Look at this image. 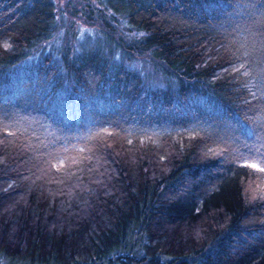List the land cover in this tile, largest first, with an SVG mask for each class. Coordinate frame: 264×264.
<instances>
[{
  "label": "trees",
  "instance_id": "trees-1",
  "mask_svg": "<svg viewBox=\"0 0 264 264\" xmlns=\"http://www.w3.org/2000/svg\"><path fill=\"white\" fill-rule=\"evenodd\" d=\"M55 3L0 0V264H264V0Z\"/></svg>",
  "mask_w": 264,
  "mask_h": 264
},
{
  "label": "rangeland",
  "instance_id": "rangeland-1",
  "mask_svg": "<svg viewBox=\"0 0 264 264\" xmlns=\"http://www.w3.org/2000/svg\"><path fill=\"white\" fill-rule=\"evenodd\" d=\"M55 1H56L55 9H56L58 16L60 15V20H61V22H59V23H63L62 25L65 28H67L68 23H69V25L71 24L72 28L77 31V33L75 34V37L72 36L70 38V41L72 43L75 42V39L78 35H79L78 37L80 39H82L81 35H83L85 33H89V32H91V33L95 32L94 30L97 28V26H99V21H100V20H97V21H95V20L97 19L99 14L104 15V18L109 17V15H110L109 12L111 9L110 10L103 9V7L100 6L99 2L102 0H55ZM92 17H94V20H92ZM99 28H102L104 31H106V28L102 27V25ZM99 40L100 39H96V42L93 45H96L98 42H100ZM140 61H141L140 58L136 59V60L132 61L131 65L134 66L135 68H139V67H141L140 65L138 66ZM141 68L144 69L143 67H141ZM150 68H152V67L150 66L148 68H145V70H147V73H149L151 71ZM151 73H152V71H151ZM30 122H32V124L35 127H36V125H38V120L33 119ZM79 127H80V125H78L75 128L77 129ZM80 131H81L80 133L86 134V133H88V128L84 127L83 129H80ZM10 132L13 133L15 131L11 129ZM105 142H107L106 139L103 143H105ZM28 150H29V147L27 148V150L25 152H28ZM78 156H79V154H78ZM75 157H76L75 159H78L77 155ZM35 158L37 159L36 163L38 164V163H40V160H42L43 155L41 153H39L37 156H35ZM132 159L133 158H131L130 160H132ZM77 161L81 163L82 159L77 160ZM106 161L107 160H104L103 162H106ZM110 163H111V161H110ZM252 164H254V163H252ZM106 165L107 164L102 165L99 163V166L103 169V171H105V167H107ZM254 166L260 167V165H258V164H254ZM46 168L48 169V167H46ZM36 179L37 178L33 177V180L37 181ZM77 184H78L77 181H72V183H70V187H67V188L70 189L69 191H72L73 189H75V187H77ZM3 188H5L4 184H3ZM9 200H10L9 203H6V201H4V203L2 204V207L0 208V225L2 224V220L4 219L3 215H5V214L7 216L11 215L14 213L13 209H15V210L17 209V203H18L19 198L17 200H15L14 195H13L12 197H10ZM21 201H22L21 204H19L18 206H21L23 203H25L24 200H21ZM11 233H14V230H12Z\"/></svg>",
  "mask_w": 264,
  "mask_h": 264
}]
</instances>
